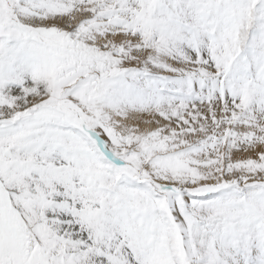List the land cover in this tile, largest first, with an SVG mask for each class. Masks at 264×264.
<instances>
[{
	"label": "snow or ice",
	"instance_id": "obj_1",
	"mask_svg": "<svg viewBox=\"0 0 264 264\" xmlns=\"http://www.w3.org/2000/svg\"><path fill=\"white\" fill-rule=\"evenodd\" d=\"M0 264H264V0H0Z\"/></svg>",
	"mask_w": 264,
	"mask_h": 264
}]
</instances>
